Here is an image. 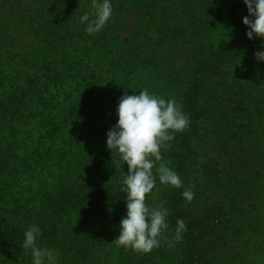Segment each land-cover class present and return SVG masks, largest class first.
Masks as SVG:
<instances>
[{"label":"rangeland","instance_id":"374dc122","mask_svg":"<svg viewBox=\"0 0 264 264\" xmlns=\"http://www.w3.org/2000/svg\"><path fill=\"white\" fill-rule=\"evenodd\" d=\"M14 9L0 15V264H34L32 250L22 248L33 225L42 233L36 245L53 253L54 264H264V67L255 64L245 31L237 29L234 43L207 57V64L194 62L180 80L166 77L158 60L150 63L154 73L129 71L135 77L128 95L147 89L175 99L190 118L189 127L172 133L175 138L160 149L183 187L161 184L157 177L146 195L150 208L163 203L168 209L169 227L160 247L139 253L112 243L127 214L122 178L129 169L120 154L111 160L101 150L94 153L102 132L94 136L99 143L89 146L77 136L65 142L51 137L47 129L56 126L51 121L44 130L39 126L51 109L65 129L67 122L82 119L85 112L75 108L74 98L91 101L88 90L92 84L99 88V72L82 76L83 66L70 68L65 57L61 64L40 59L29 78L16 74L13 57L6 60L22 38ZM66 35L72 38L70 31ZM172 50H159L160 60ZM188 52L175 58L182 62ZM50 66L65 85L59 96L45 77ZM125 92L99 98L117 103ZM57 100L60 105L51 107ZM114 103L106 133L119 119ZM189 186L195 193L191 202L182 195ZM178 219L187 228L179 242Z\"/></svg>","mask_w":264,"mask_h":264},{"label":"trees","instance_id":"16d2710c","mask_svg":"<svg viewBox=\"0 0 264 264\" xmlns=\"http://www.w3.org/2000/svg\"><path fill=\"white\" fill-rule=\"evenodd\" d=\"M97 2L102 3L103 0ZM110 3V19L99 32L89 35L85 31L87 22L81 23L80 18L85 14H89L90 19L95 18L92 0H0V15L3 10L15 8L13 12L23 25L19 45L13 49V55L8 54L6 58L10 62L13 57L16 74L29 78L32 75L30 69L33 71L40 59L61 64L67 61L65 57L70 58V68L74 64L83 66L79 71L82 76L92 78V73L99 72L95 74L99 76V88H93L92 84L88 90L91 101L74 98L75 108L85 112L82 119L77 117V120L67 122L68 128L65 129L51 109L48 118L40 121L42 130L50 127V121L56 124L47 129V134L59 141L65 142L77 136L85 143L91 142L89 146H94L96 140L99 143V138L94 136L102 132V143L97 145L99 147L93 150L94 153L101 150L109 159L116 158L119 153L108 149L106 136L110 124L107 110L112 109L114 101L106 102L105 95L100 99L101 94L124 93L136 73H154L150 72V63L155 60L167 70L164 72L166 77L180 80V76L189 75L194 62L206 63L207 57L234 43L237 29L245 31L244 40L253 43L255 64L264 67V61H258L255 56L257 51H264V39L247 37L250 29L244 25L243 18L249 12L244 0H110ZM68 31L72 33L71 39L66 35ZM166 49L173 50L165 60H160L163 51L159 50ZM184 49L189 52L182 54L184 57L179 62V53ZM134 68L137 70L135 74L133 71L130 73ZM103 69L106 73H102ZM116 71L122 73L115 76ZM58 75L53 66L45 73L56 96L65 89ZM115 100L118 107L119 99ZM58 105L57 100L51 107ZM111 119L116 120L117 116L113 115ZM88 132L90 136L87 137Z\"/></svg>","mask_w":264,"mask_h":264},{"label":"clouds","instance_id":"9594fccd","mask_svg":"<svg viewBox=\"0 0 264 264\" xmlns=\"http://www.w3.org/2000/svg\"><path fill=\"white\" fill-rule=\"evenodd\" d=\"M244 3L249 12L243 18L244 25L250 29L247 37L264 39V0H244ZM91 6L95 10L92 14L95 18L90 19L89 14L80 18L81 23L87 22L85 31L89 35L99 32L112 15L110 0H103L102 3L92 0ZM255 56L258 61H264V51H257ZM117 115L118 122L107 132V147L120 154L129 170L122 178L127 214L120 222L119 236L112 243L139 253H149L153 248L160 247L162 233L169 226L166 223L168 209L163 203L150 208L145 203L146 195L156 187L157 177L161 184L178 189L183 187L182 178L163 162L160 149L175 138L172 133H181L189 127L190 118L175 99L166 101L150 94L147 89L141 90L139 95L125 92L120 98ZM182 195L191 202L195 196L192 186L185 188ZM186 230L184 220L178 219L175 230L177 242L182 240L181 234ZM41 234L38 226H31L25 232L22 248L32 250L34 264H44L45 258L49 264H54L53 253L36 245Z\"/></svg>","mask_w":264,"mask_h":264}]
</instances>
